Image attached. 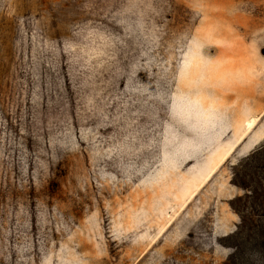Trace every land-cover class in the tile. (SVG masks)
I'll use <instances>...</instances> for the list:
<instances>
[{
  "label": "rangeland",
  "instance_id": "1",
  "mask_svg": "<svg viewBox=\"0 0 264 264\" xmlns=\"http://www.w3.org/2000/svg\"><path fill=\"white\" fill-rule=\"evenodd\" d=\"M263 143L264 0H0V264H262Z\"/></svg>",
  "mask_w": 264,
  "mask_h": 264
},
{
  "label": "trees",
  "instance_id": "2",
  "mask_svg": "<svg viewBox=\"0 0 264 264\" xmlns=\"http://www.w3.org/2000/svg\"><path fill=\"white\" fill-rule=\"evenodd\" d=\"M232 183L244 191L242 196L236 197L231 201L232 209L241 218L237 235L234 234L233 238L235 239L242 235L244 224L253 217L256 223L251 220V224L261 228L258 229V235L262 238L261 241H264V143L234 168ZM248 234L245 245L248 241H254L253 239L255 238L251 235L252 231L248 232ZM239 249L240 246L236 248V251ZM236 251L231 258L239 256L240 252L242 253V247L238 254ZM231 258L226 264H232ZM261 263L264 264V259Z\"/></svg>",
  "mask_w": 264,
  "mask_h": 264
},
{
  "label": "bare ground",
  "instance_id": "3",
  "mask_svg": "<svg viewBox=\"0 0 264 264\" xmlns=\"http://www.w3.org/2000/svg\"><path fill=\"white\" fill-rule=\"evenodd\" d=\"M252 119V118H251ZM254 119H257V118H254ZM250 120L247 124V130H250L252 127H253V125H254V123L256 122L255 120ZM249 155V154H248Z\"/></svg>",
  "mask_w": 264,
  "mask_h": 264
}]
</instances>
